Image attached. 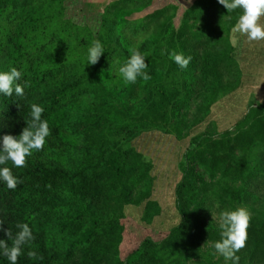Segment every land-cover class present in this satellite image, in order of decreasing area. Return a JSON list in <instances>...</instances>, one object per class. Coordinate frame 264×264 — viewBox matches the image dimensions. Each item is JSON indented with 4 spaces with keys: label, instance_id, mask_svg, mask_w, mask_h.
I'll use <instances>...</instances> for the list:
<instances>
[{
    "label": "rangeland",
    "instance_id": "1",
    "mask_svg": "<svg viewBox=\"0 0 264 264\" xmlns=\"http://www.w3.org/2000/svg\"><path fill=\"white\" fill-rule=\"evenodd\" d=\"M107 1H113L114 20L122 21L119 31L123 52L111 54L107 68L102 64L73 79L82 83V90L52 118L60 129L63 147L55 150L47 140L42 147V156L51 164L63 167L70 175L79 174L73 184L53 191L61 201L59 216H70L69 221L76 224L73 231L86 227L91 218L99 221L96 227L100 230L89 245L76 248L70 263L124 264L133 250L123 246L119 221L124 218L152 233L176 225L180 216L174 206V188L188 163L200 178L193 183L196 197L190 219L201 223L215 237L219 234L212 215L221 208L243 207L249 221L264 223V140L257 136L246 149L232 145L235 133L251 130L256 106L264 105V41L252 44L250 56L243 37L239 39L244 44L219 45V36L228 35L230 42L235 21L232 25L225 21L227 11L222 5L224 15L219 17L217 0L206 12L195 5L199 0H63L62 5L65 17L88 25L96 33L99 11ZM260 22L264 23V17ZM180 27L185 43L180 45L181 38L174 41L176 51L192 57L199 53H194L193 43L199 42L204 43L209 56L176 73L181 94L160 114L151 104V88L162 85L168 91L174 85L171 71H166L170 59L160 55L152 65L150 53L160 35L175 33ZM129 48H137L146 57L150 80L138 78L135 84H125L115 75L116 68L128 58ZM219 51L225 52V59L215 64ZM120 128L125 129L123 133ZM199 134L219 140L212 152L217 156L225 154L230 167H225L224 162L211 167L204 145L196 147L202 154L186 159ZM119 137H123L125 163L120 172L105 171L98 165L81 173L86 167L79 166L100 162ZM242 156L245 169L240 167ZM241 169L244 171L239 172ZM215 240L203 238L195 249L198 256L189 252L183 256L182 264H224L222 257L212 254L211 243ZM251 249L252 242L246 240L245 247L237 253L239 264H253Z\"/></svg>",
    "mask_w": 264,
    "mask_h": 264
},
{
    "label": "trees",
    "instance_id": "2",
    "mask_svg": "<svg viewBox=\"0 0 264 264\" xmlns=\"http://www.w3.org/2000/svg\"><path fill=\"white\" fill-rule=\"evenodd\" d=\"M62 3L63 0H0V70L7 71L9 67H16L21 72L20 83L27 84L22 99L14 95L0 96V134L18 135L26 126L24 120L28 117V105L36 103L44 108L42 118L47 120L50 130L46 140L55 150H61L63 145L60 143V129L52 118L58 110L67 107L70 97L82 90V83L73 79L80 74L95 71L102 64L107 68L111 54L123 52L119 31L122 21L114 20L111 11L113 1H107L99 11L100 22L96 33L88 25L65 17L66 10ZM213 3L214 0H199L195 5L199 4L206 12ZM220 10L219 5V17L224 15ZM237 14L238 10L231 14V20L227 18L225 21L232 25ZM183 34V28L180 27L175 33L170 31L167 36L160 35L150 53V63L154 65L160 55L167 56L169 51H176L174 41ZM93 40L101 42L105 53L96 64L86 65V50ZM179 43L182 46L185 41L181 38ZM196 43L197 45L193 43L194 53H199L190 56V67L197 62L206 61L209 56L204 43ZM228 43L230 44L228 35L219 36V45L227 46ZM222 48L225 51V47ZM224 53L219 51L217 63L214 57L210 59L211 62L214 60L215 64H220L225 59ZM180 70L170 60L166 71H171V82L174 85L168 91L162 85L151 88V104L157 113H165L180 96L182 89L179 87V75H176ZM69 78L72 79L70 82ZM252 116L251 130L233 135L234 147L246 149L257 136L264 140V105L258 104ZM119 130L122 132L125 129ZM122 139L123 137L115 139L108 155L94 166H79L86 167L81 173L91 170L87 167L98 165L105 171L120 172L125 167ZM216 144H219V140H210L209 134H199L195 142L191 143L185 157L189 159L191 155L202 154L196 147L204 145L210 154L211 167L217 166L218 162H224L225 167H230L225 154L217 156L212 152ZM240 162V167L245 169L247 165L243 156ZM7 166L20 183L14 190L0 184V222H3L0 229L9 228L14 233L16 223H27L34 236L33 241L25 246L18 257L17 264H73L70 261L76 255V248L89 245L95 233L100 230L96 227L99 222L96 218H91L86 227H79V231H73L76 224L69 221L70 216H59L61 201L54 192L58 188L65 189L68 183L73 184L79 174L70 175L63 167L51 164L42 156V149L27 157L22 168H11L10 162ZM198 181L200 178L188 163L174 188V206L180 219L173 227L152 233L129 218L119 221L123 246L133 248L126 256L124 264H182L183 256L189 252L193 257L198 256L195 249L203 238L211 241L219 239L209 229L202 228L201 223L190 219V209L196 197L193 183ZM66 235L68 238L64 240ZM0 239H7L3 230H0ZM247 242H252L250 259L253 264H264V223L256 225L249 221ZM28 250L37 252L42 259H28L24 254ZM122 251L123 248H120L119 253ZM0 264H7L6 259L0 257Z\"/></svg>",
    "mask_w": 264,
    "mask_h": 264
},
{
    "label": "clouds",
    "instance_id": "3",
    "mask_svg": "<svg viewBox=\"0 0 264 264\" xmlns=\"http://www.w3.org/2000/svg\"><path fill=\"white\" fill-rule=\"evenodd\" d=\"M217 3L226 9L229 20L232 19L231 14L239 10L231 27L233 36L230 43L234 47L241 36L249 43L264 41V23L260 22L261 17H264V0H217ZM103 53L105 51L101 42L93 40L86 50L85 64H96ZM167 55L180 69L187 68L191 60L190 56L178 51H169ZM145 58L137 48H129L128 58L116 68L115 75L125 84H135L138 78L145 82L150 80ZM20 80L21 72L16 67H9L7 71L0 70V96L14 95L22 99L27 84L20 83ZM43 112L44 108L39 104H29L28 117L24 120L26 126L21 132L16 136L0 134V184L9 190H14L20 181L12 174L7 164L10 162L11 168L24 167L26 158L34 151L41 150L50 135L48 122L42 118ZM212 217L219 233V239L211 243L212 254L222 257L224 264H239L240 257L237 253L245 247L247 240L250 218L248 211L243 207L221 208ZM14 228V233L9 228L0 229L7 237L6 240L0 239V257L5 258L7 264H17L25 246L34 239L32 229L27 223L18 222ZM24 254L30 260L42 259L33 250Z\"/></svg>",
    "mask_w": 264,
    "mask_h": 264
},
{
    "label": "crops",
    "instance_id": "4",
    "mask_svg": "<svg viewBox=\"0 0 264 264\" xmlns=\"http://www.w3.org/2000/svg\"><path fill=\"white\" fill-rule=\"evenodd\" d=\"M242 37V36H241ZM241 37H238V43H243V40H241V39H239V38H241ZM230 38L232 39V36H230ZM243 39H244V37H243ZM245 40V39H244ZM231 41V40H230ZM253 43H256V42H252V43H245L246 45H248V51L250 50V52H249V56L251 55V53H252V50H253V47H252V44ZM244 44V43H243ZM250 48H252V49H250Z\"/></svg>",
    "mask_w": 264,
    "mask_h": 264
}]
</instances>
